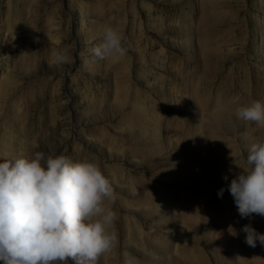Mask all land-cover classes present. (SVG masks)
Returning <instances> with one entry per match:
<instances>
[{
	"label": "rangeland",
	"instance_id": "1",
	"mask_svg": "<svg viewBox=\"0 0 264 264\" xmlns=\"http://www.w3.org/2000/svg\"><path fill=\"white\" fill-rule=\"evenodd\" d=\"M106 26L126 53L98 60ZM254 101L264 0H0V160L100 167L117 242L97 264H264L242 231L264 234V217L242 218L227 190L264 142L235 115Z\"/></svg>",
	"mask_w": 264,
	"mask_h": 264
},
{
	"label": "clouds",
	"instance_id": "2",
	"mask_svg": "<svg viewBox=\"0 0 264 264\" xmlns=\"http://www.w3.org/2000/svg\"><path fill=\"white\" fill-rule=\"evenodd\" d=\"M122 35L110 26L92 49L98 60L123 56ZM70 62L63 50L52 53L51 63ZM237 119L264 128V102L236 108ZM233 163L240 168L239 164ZM247 165L228 184L239 215L264 217V142L253 143ZM225 181L228 176H223ZM225 189L218 190V197ZM114 199L110 181L90 161L73 162L66 155L0 160V264H97L115 247L116 213L105 207ZM245 242L255 248L264 245V234L245 225Z\"/></svg>",
	"mask_w": 264,
	"mask_h": 264
}]
</instances>
